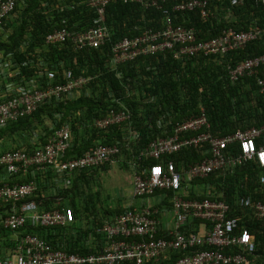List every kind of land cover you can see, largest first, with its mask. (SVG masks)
<instances>
[{"label": "built area", "instance_id": "built-area-1", "mask_svg": "<svg viewBox=\"0 0 264 264\" xmlns=\"http://www.w3.org/2000/svg\"><path fill=\"white\" fill-rule=\"evenodd\" d=\"M251 1L264 5V0ZM19 2L0 0V31ZM112 3H136L144 9H157L163 13L160 29H145L140 35L125 37L112 46L110 67L114 70L140 58L166 53L182 65L199 56L224 57L262 38V30L254 27L248 31L228 29L218 37L199 41L193 27L175 23L176 13L197 11L203 18H208L211 0H90L88 5L95 14L93 25L77 33L68 27L55 29L46 36L45 48L72 45L82 51L103 47L111 37L106 13ZM244 3L245 0H232V6ZM20 50L25 53L27 44ZM34 57L31 68L35 67L37 72L28 78L22 73V64L14 62L13 54L0 52V130L33 115L45 104L75 98L88 91L94 80V76L75 75L62 62L52 64L39 50ZM23 66L28 67L26 62ZM262 67L264 54L245 60L230 70V81L234 84L245 77H254ZM256 86L258 94L264 96V76L256 78ZM132 119L131 111L124 105L93 119L91 125L95 130L106 131L124 125L131 135L124 138V144H98L80 156L68 158L74 142L69 125L55 128L46 143L33 150L23 146L0 153V170L7 176V180H0V204L6 208V214L0 219V230L14 237V246L7 255L0 256V264H160L170 259L173 252L185 255L172 264H251L249 256L256 252L258 242L251 229L242 222L249 218L264 231V201L241 194L236 199V206L244 215L232 216L230 204L210 197L213 186L207 187L200 182V198H191L189 188L197 180H206L218 172L234 175L251 163H257L263 170L259 182L264 185V123L217 136L211 131L205 109L198 116L182 122H168L170 129L164 132V137L125 158L127 167L133 171L135 198H150L157 191L172 194L175 222L173 230L166 235L159 234L156 212L149 207L141 210L126 208L112 222L99 227L96 234L105 238L99 252L70 253L62 247H54L40 235L26 233L29 227L54 230L76 222L71 207L60 203L45 211L41 204L32 200L39 184L36 180H25L29 173L36 171L48 179H63L64 188H72L74 174L101 170L114 164L118 157H125L124 146L131 150V142L141 139L133 132ZM166 127L159 122L157 128L165 130ZM187 151H195L203 158L188 165L181 161L180 168L176 157Z\"/></svg>", "mask_w": 264, "mask_h": 264}, {"label": "trees", "instance_id": "trees-1", "mask_svg": "<svg viewBox=\"0 0 264 264\" xmlns=\"http://www.w3.org/2000/svg\"><path fill=\"white\" fill-rule=\"evenodd\" d=\"M89 1L20 0L16 11L5 21L3 28L7 31L5 34L0 31V52L5 55L13 54L14 62L17 65L22 64L20 66L22 73L28 78L34 77L37 72L35 67L31 68V60L35 58L34 54L37 50L52 64L62 62L65 68L73 70L75 75L94 76L88 91L59 103L45 104L33 115L1 129L0 142L3 141L5 147L9 145L6 141H15L14 145L8 147L9 150L23 146L33 150L40 144H45L53 130L63 125H69L74 136L73 147L68 153V158L80 156L98 144L112 145L117 142L124 144V138L131 135L126 126H115L106 131H98L91 125L93 119L103 117L111 108L118 109L122 105L131 111L133 132L138 133L141 139L131 142V150H127L124 146L125 157H118L116 162H121L120 159L125 161V158L134 156L133 153L144 149L151 141L164 137V132L170 129L168 122L177 123L198 116L202 109L212 116L211 131L217 136H222V133L216 130V123L227 117L229 119V114L232 113L241 115L245 120L253 121V125L259 126L264 123V96L258 94L256 86V78L264 76V67L259 69L254 77H245L234 83L235 86L229 84L227 90L223 89L224 85L215 71V69H225L223 73L225 80L231 83L229 78L231 69L245 60L264 54V5L245 0L241 6H232V0H211V14L208 18H203L197 11L175 14L177 16L175 23L193 27L199 41L218 37L228 29L248 31L254 27L260 28L262 38L250 43L242 50L230 52L224 57L199 56L187 61L185 65L166 53L140 58L133 64L123 65L114 70L110 67L112 46L125 37L140 35L145 29H160L163 13L157 9H144L136 3H112L107 7L106 13L111 37L103 47L87 48L82 51H77L72 45L60 47L61 49L45 48L46 36L55 29L68 27L73 33H77L93 25L95 14L88 5ZM165 7L171 8V5ZM24 44H27V50L22 53L20 49ZM210 59L218 62L206 63ZM25 62L28 67L23 66ZM245 81L251 86L249 92L243 93L249 98L247 101L239 94L240 83ZM47 119L52 122L50 127H47ZM244 119L241 121L245 122ZM159 122L166 124L165 130L157 128ZM247 126L248 124L245 125ZM232 129L226 134L235 133L238 130L233 127ZM35 135L39 137L40 142L32 145L30 139ZM202 158L203 156L195 151H187L178 155L176 160L179 163L185 161L188 165ZM109 165L104 168L107 169ZM178 166L181 168V163ZM262 172L257 163H251L247 168L237 170L234 175L218 172L206 180L196 182H201L207 187L213 186L214 191L210 197L219 198L230 204L233 209L232 216H243L244 213L236 206L238 196L247 194L255 201H264V185L259 182ZM76 181L77 179L73 180L72 188H61L57 196L51 193V187L42 188L38 183L39 190L32 200L41 205L48 204L51 209H54L73 192ZM160 192L157 191L156 194ZM168 194L172 196L170 192ZM189 196L200 198V194L196 192H190ZM89 202V200L82 201L71 206L75 216L77 212L83 218L89 216L90 219H101L95 205H92L91 210L87 209ZM122 211H118L117 215ZM75 223L62 230L67 231L72 238L79 237V240L75 241L78 247H75L76 244L67 242L65 247L63 242H58L57 239L62 237V235L54 236L58 228L53 230L29 227L26 233L40 235L54 247H62L70 253H93V251L82 249V230ZM242 224L251 229L258 242L256 252L249 256L251 264H264V231L259 224H255L249 218H245ZM98 228H94L95 231ZM198 228L199 223L196 229ZM74 231H77V234L73 233ZM62 239L64 242L69 240L67 236ZM184 255L185 253L182 252H173L169 260L162 261L160 264H172Z\"/></svg>", "mask_w": 264, "mask_h": 264}, {"label": "crops", "instance_id": "crops-1", "mask_svg": "<svg viewBox=\"0 0 264 264\" xmlns=\"http://www.w3.org/2000/svg\"><path fill=\"white\" fill-rule=\"evenodd\" d=\"M214 62H218L217 60L210 59L206 61V63L210 64H216ZM221 65L223 64L222 61H220ZM219 64V63H218ZM217 67V65H215ZM222 68V67H221ZM218 79H221V83L224 85L223 89L227 90L229 89V84L231 86H235V84L227 83V80H225V77L223 75L225 69H215ZM224 80V81H223ZM241 88L239 89V94L240 96H244L245 101L249 99L247 96L243 95L246 94V92H249L251 90V86L249 83L246 81L244 83H240ZM239 87V85H238ZM203 89H201L202 91ZM241 98V97H240ZM209 121L210 124L213 125L212 122V116L209 114ZM230 118L228 117L224 119L223 121L216 123V130L220 132L222 136L226 135V132L233 130V128H236L238 130L240 129H249L253 126V121L251 120H245L241 115H233L229 114ZM230 119L232 121H230ZM244 119L245 122H242L241 120ZM248 124L247 127L245 125ZM236 125V126H235ZM0 153L2 151L8 150V147L4 146V142H0ZM121 162H115L111 166L109 165L106 168H103L101 170H94V171H85L81 172L78 175L75 174L72 177V180L77 179L76 181V188L73 190L72 193H70L67 197V199L63 200L62 205L65 207H73L74 204H79L82 201H90L87 205V209L89 210L92 209V205L96 206V211L100 214L99 216L101 219L94 220L90 219L89 216L83 218L79 213L76 212V223L75 225L79 227V229L82 230V238L83 241L81 242L82 244V249L87 250V251H93V252H99L103 245L105 238L103 235L98 236L96 234V231L94 228L96 227H102L106 222H112L115 216L117 215L118 211H122L123 209L126 208H134V209H144L146 207L151 208L153 211H155V216L159 221V234L161 236H164L168 233V231L173 230L174 228V216H173V211L171 207V195L167 194L165 192H160L157 193L155 196L150 197V198H145V199H138L133 196V181L129 182V189L125 194L119 195L116 191H113L114 193L112 194H107L104 197V189L106 188L102 181L100 180V175L101 173H106L108 172L112 166L115 165H126L124 159ZM127 167V165H126ZM128 168V167H127ZM50 175L51 172H50ZM51 179V180H50ZM0 180H7V176L0 170ZM25 180H36L40 186L43 187H51V193L54 196H57L59 194V191H61L64 187L63 179L59 178H47L46 175L44 177L43 174L38 173L36 171H32L29 173L28 177L25 178ZM50 180V181H49ZM189 192H196L197 194H200V185L195 183L189 188ZM74 200H73V199ZM60 204V203H58ZM42 209L47 211L50 210V206L48 204L42 205ZM6 214V208L0 204V219ZM81 219V220H80ZM197 227V224L195 225ZM62 228L65 227H59L57 230L54 232V236H67L69 238L68 241L65 240L63 241L62 237H59L57 239L58 242H63V244L66 245V242L69 244H76L75 241L79 240V237L77 238H72L70 235H68L67 231L64 232ZM201 228V227H200ZM203 229V227H202ZM71 232V231H70ZM73 233L77 234V231H74ZM72 234V233H71ZM14 237L13 235H10L8 233H3L0 230V256L2 255H7L9 250L12 249L14 246ZM79 245L76 244L75 247H78ZM169 260V259H168ZM167 261V260H164Z\"/></svg>", "mask_w": 264, "mask_h": 264}, {"label": "rangeland", "instance_id": "rangeland-1", "mask_svg": "<svg viewBox=\"0 0 264 264\" xmlns=\"http://www.w3.org/2000/svg\"><path fill=\"white\" fill-rule=\"evenodd\" d=\"M7 30L4 28L1 30L3 34L6 33ZM47 127H50L52 125V122L50 119H47ZM39 137L36 135L33 136V138L30 139L31 144L39 143ZM7 144L14 145L15 141L9 140L6 141ZM1 148V147H0ZM133 171H131L126 166L122 165H115L112 166L111 169L106 173H101L100 180L102 181L103 185L106 187L104 191V197L107 194L114 193L113 191H116L119 195L125 194L127 190L129 189V182L133 181ZM200 185V182H196Z\"/></svg>", "mask_w": 264, "mask_h": 264}, {"label": "snow or ice", "instance_id": "snow-or-ice-1", "mask_svg": "<svg viewBox=\"0 0 264 264\" xmlns=\"http://www.w3.org/2000/svg\"><path fill=\"white\" fill-rule=\"evenodd\" d=\"M157 171L159 172L160 170H159V169H157Z\"/></svg>", "mask_w": 264, "mask_h": 264}]
</instances>
